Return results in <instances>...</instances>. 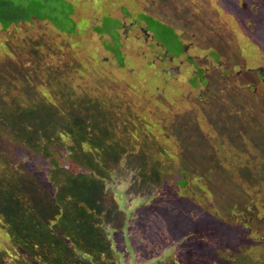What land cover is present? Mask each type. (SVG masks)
Returning <instances> with one entry per match:
<instances>
[{
	"label": "rangeland",
	"instance_id": "374dc122",
	"mask_svg": "<svg viewBox=\"0 0 264 264\" xmlns=\"http://www.w3.org/2000/svg\"><path fill=\"white\" fill-rule=\"evenodd\" d=\"M8 1L24 16L60 11L0 26V182L41 185L67 218L91 217L73 229L112 244L104 264H264V0ZM58 75L59 95L85 105L55 98ZM17 103L70 134L19 142L31 126ZM107 115L106 129L78 133ZM9 227L0 215V264H23Z\"/></svg>",
	"mask_w": 264,
	"mask_h": 264
},
{
	"label": "trees",
	"instance_id": "16d2710c",
	"mask_svg": "<svg viewBox=\"0 0 264 264\" xmlns=\"http://www.w3.org/2000/svg\"><path fill=\"white\" fill-rule=\"evenodd\" d=\"M7 1L8 0H1L2 13H0V22H1L0 26L2 30H6L10 26H13L14 24L20 22H30L32 21V18H36L37 20H43L47 18L52 19L55 17L53 13L60 11L57 8L55 9L53 6L52 8L48 9L49 11H46V13L41 16V15H36L27 9V11H29L30 13L24 16L23 14H18L23 9L21 6L15 4L16 6L11 7L8 4L9 1L8 2ZM46 2L47 0L45 1V6H46ZM144 18L153 19L152 17L146 15ZM1 58L3 60L4 57L2 56ZM53 62L54 61L50 60L49 63H46L44 65L52 66ZM59 62L60 63L56 64V67L61 65V67L64 68L62 62L60 60ZM40 63L43 66V62L41 61ZM37 65L38 64H35V66ZM42 70L44 72V69ZM62 76H63L62 79L60 78V75L54 77V78H59V80H57V82L54 83L56 86L51 87L53 90V94L56 96L55 98L62 99L67 97L69 100L74 101L75 104L81 107L85 105L84 102L79 100L80 98L77 97L76 99H74L73 97L74 94L72 93L70 95H67L68 93H66L63 96L59 95L58 91L61 86V83L67 82V78L64 75ZM49 80L52 81V79ZM0 92L2 91L0 90ZM10 101H12V99H6L5 102L10 103ZM42 101L47 102L45 98H42ZM0 103H3V101H1ZM14 109L16 110L15 111L16 113L23 115V119L28 121L32 128V129L30 128L29 131H26L25 129L23 131L18 130V133L15 136L19 139V142L36 146L37 144L36 142L34 143L29 142L30 140L34 141L33 138L34 134H38L40 136L43 135L44 137H46L45 138L46 141H48L47 139H51V136L55 132L60 137L63 135L70 134V132L68 131L65 132V127L59 121L56 122L53 116L51 118L47 116L46 114L48 112H43V111L38 112L37 105L32 104L31 107H28L26 105L22 106L20 103L19 104L17 103ZM106 109H110V108H107L105 102H102L101 110H106ZM120 109H122V107ZM117 118L118 119L124 118V120L130 121L128 116L127 117L124 116V113L117 114ZM109 122H112L111 115L102 117V120L100 122H96V121L86 122V129L83 130L82 128H80L82 130L78 133L84 134V132H86V130H89L90 128L95 129L94 124L100 129H106L107 124ZM66 123L68 125L70 124L74 128H78V126L82 124L83 121H79V119L74 118L72 119L71 122L69 121ZM57 128H59V130H57ZM89 137H94L98 139V134H93ZM91 139L93 140V138ZM96 144H99V146H94L95 149L96 148L99 149V147H101L103 142L100 141L97 142ZM54 156L56 155L53 153L52 154L53 162H54L52 168L53 171L56 170V168H59V166H63L60 164V163L63 164V161H61L59 157H54ZM67 157L70 158V161L72 162L71 165L74 168L75 167L78 168V170L75 172H77V174L80 177L85 178L84 175H89L92 172L79 166L78 163L72 159V157L74 158V156L69 155L67 153ZM43 158L47 159V156H43ZM25 162H28V160H26V158H23L20 162H18V164L23 168ZM66 165L68 166V164ZM15 166H16L15 164H12V166L8 167V169L10 168L13 169V167ZM37 167L38 169L43 171L41 165ZM79 168H81V170ZM38 169H36V171ZM4 173H6V171H2L0 175L5 177ZM52 185H51L52 188L53 187L57 188L56 184L52 183ZM20 186L21 185L16 184L9 180H7L6 182H2V181L0 182V198H2L1 204H4V207H0V215L3 216L4 219L8 220V223L10 225V227L8 228V232L12 234L11 238L12 241L15 243V246H13L10 243L11 245L10 249H12L21 258H23V264H72L74 262L73 259L75 258L74 257L75 255L79 257V259L76 261L77 264H82L84 260H86L88 264H104L101 258L105 256L107 259H110V255L112 254L109 253H113L114 251L116 252L112 244L110 242L108 243L106 239H104L105 237H102L101 234L96 229L95 232V230H93L92 228H87L86 226V228H83L82 230L83 232L84 230H88L87 232L75 233V229H73V225L75 223L74 219L76 218L75 216L81 219L79 221H83V223H81L80 225H89L91 221H87V220H89L91 217L87 216V214L84 217L82 212L75 213L73 217L67 218L66 217L67 209H63L60 206L57 207V204H55V202L52 199H49L48 197H44V198L41 197L43 192L42 191L43 187L41 185L38 186L29 185L27 187L24 186L25 187L24 193H20L21 192ZM17 189L19 190V192ZM33 194L36 195L32 196ZM20 195H22V197H20ZM71 197L72 195H70L69 198ZM5 199L7 202L5 201ZM40 200L42 203V207H32L30 205V201L31 202L33 201V204L38 205ZM54 204L56 207H54ZM17 218L21 220L19 221L20 224H17L16 222ZM88 232L92 234H88ZM83 234H84V238H83ZM88 241L90 242L89 244L91 245H87ZM4 252L5 250L1 251L0 253V263L2 259L1 255ZM230 259H231L230 264H234V263L236 264L237 261H234V259L232 258Z\"/></svg>",
	"mask_w": 264,
	"mask_h": 264
},
{
	"label": "flooded vegetation",
	"instance_id": "af4514ba",
	"mask_svg": "<svg viewBox=\"0 0 264 264\" xmlns=\"http://www.w3.org/2000/svg\"><path fill=\"white\" fill-rule=\"evenodd\" d=\"M258 74H260L261 79H263L264 78V69H262V68L258 69Z\"/></svg>",
	"mask_w": 264,
	"mask_h": 264
}]
</instances>
